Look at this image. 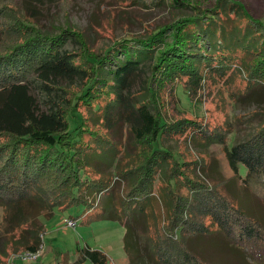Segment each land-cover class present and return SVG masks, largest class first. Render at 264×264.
Returning <instances> with one entry per match:
<instances>
[{"label":"trees","instance_id":"1","mask_svg":"<svg viewBox=\"0 0 264 264\" xmlns=\"http://www.w3.org/2000/svg\"><path fill=\"white\" fill-rule=\"evenodd\" d=\"M121 1L170 5L172 16L93 45L74 26L44 31L26 2L0 0V238L9 239L0 257L41 247L42 215L102 206L98 218L126 220L127 264H264V217L229 184L239 178L264 202V20L237 0ZM210 85L260 115L231 147L228 119L170 111L180 86L201 99ZM125 125L139 150L120 166L111 132ZM165 137L222 143L233 177H203L205 163L180 161ZM157 199L168 207L161 225L151 224ZM87 260L110 264L90 246L59 264Z\"/></svg>","mask_w":264,"mask_h":264},{"label":"rangeland","instance_id":"2","mask_svg":"<svg viewBox=\"0 0 264 264\" xmlns=\"http://www.w3.org/2000/svg\"><path fill=\"white\" fill-rule=\"evenodd\" d=\"M237 1L245 4L255 16L264 20V0ZM18 2L30 4L31 12H35L36 19L44 31L59 33L61 28L74 26L83 30L93 45L111 43L113 38L123 37L127 33L134 35L148 33L169 20L173 10L170 5L149 9L139 4L125 5L128 3L121 0H18ZM140 86L141 82H138L137 91L140 90ZM207 88L211 93H208L206 89L204 93L199 92L201 99H196L190 97L187 89L180 86L177 107L171 105L170 111L178 117L194 116V114L204 116L211 124L223 123L225 119H228L231 123V130L226 133L228 146L231 147L243 141L260 118L259 114L254 116L256 106L240 105L233 102L230 97H227L224 103L217 96L218 87L210 85ZM111 133H114L115 139L119 142L120 166L129 164L139 150L133 144V135L129 128L125 125ZM163 147L171 148L180 161L198 160L205 163L199 170L205 178H232L234 175L222 143L208 144L202 140L190 142L181 137H165ZM114 169L115 166L111 167L112 173L115 172ZM242 173H245L244 168ZM114 181H116L115 176ZM162 184L163 181L159 179L158 192ZM229 184L231 190L240 197H250L253 202V211H257L258 216L264 217V202L249 190H245L239 178H232ZM116 188L115 195L118 200L122 188L121 181L116 182ZM165 203V200L157 199L151 224L158 218L156 223L161 225L168 213ZM102 213V206H96L90 210L86 206H70L63 211L57 210L50 219L42 215L39 219L41 223H44L41 236L42 256L34 262L27 263L22 261L21 255L16 254L18 252L12 254L10 251L9 258L0 257V264H59L63 259L74 263L80 257L82 250L88 246L106 252L110 258V264H127L129 258L125 249L126 220L98 218L97 216ZM70 215L79 218L76 228L64 223V218ZM1 219L2 211H0V221ZM8 245L9 239L6 236L1 237L0 249L2 250L3 247L5 249V246L8 249ZM83 264H92V262L87 260Z\"/></svg>","mask_w":264,"mask_h":264},{"label":"built area","instance_id":"3","mask_svg":"<svg viewBox=\"0 0 264 264\" xmlns=\"http://www.w3.org/2000/svg\"><path fill=\"white\" fill-rule=\"evenodd\" d=\"M64 223L67 226L74 227V228H76L78 226V221L72 219L69 216L64 218ZM41 256H42V246L39 249L29 250V251L25 252L22 255V261L27 262V263H31V262L38 260Z\"/></svg>","mask_w":264,"mask_h":264}]
</instances>
